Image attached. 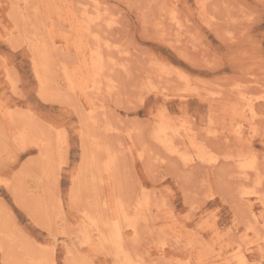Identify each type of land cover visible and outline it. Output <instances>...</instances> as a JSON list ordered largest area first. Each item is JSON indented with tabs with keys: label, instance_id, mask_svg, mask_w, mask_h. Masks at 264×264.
I'll return each instance as SVG.
<instances>
[{
	"label": "rangeland",
	"instance_id": "1",
	"mask_svg": "<svg viewBox=\"0 0 264 264\" xmlns=\"http://www.w3.org/2000/svg\"><path fill=\"white\" fill-rule=\"evenodd\" d=\"M64 2L68 5L72 3L71 12L78 18L85 5L93 10V5L98 3V8L102 11L106 9L108 21L92 28V31L99 34L100 43L89 36V45H100L114 62L125 63V68L111 63L113 70L110 71L109 78L114 82L117 80L114 96L109 97L101 91L95 101L98 106H106V123L102 125L106 127L105 125L109 123L119 127L114 134L103 132V126L99 131L101 137L105 136L104 140H111L108 143L119 146L118 149L121 148L125 155L117 171L119 175L116 173L119 179L116 185L125 197L124 201L132 206L131 208H134L140 217L137 239L135 243H129L132 255H141L151 264H176L175 257L163 260L159 256V249L167 244L171 246L177 234L181 236L182 243L169 248L173 252L171 255L180 256L179 259L183 261L190 256L193 259L207 258L208 252L226 251V247L234 246L240 240L251 211L258 215L261 220L259 229L264 231V207L251 208L249 204L239 202L237 189L239 181L232 177L234 168L225 164L227 157L224 156L236 154L238 147L233 140L228 143L222 139L209 140V145L211 144L221 159L216 170L201 165L186 168L178 160L168 157L153 141V133L157 126L156 118L163 109H166L168 115L174 119L190 120L188 121L190 123L192 121L191 124L198 131L200 130L202 137L205 129L209 127V120L212 119L215 124L211 129L216 130L221 138L229 133L233 123L234 111H231L229 105L227 107L219 102L210 104L197 96L187 99L177 96L164 98L158 93H146L145 89L146 76L152 72L151 61H162L158 63L159 66L164 67L165 63V68L170 72L188 75L195 87H206L212 92H219L221 96L219 100H229L237 86L248 87L252 90L253 98L261 104L260 109H263L264 0H225V3L218 0L215 7L209 10L213 11L212 13L202 6L199 0H74L73 2L64 0ZM57 4L62 6V0ZM50 7H42V2L38 0L35 6H31L28 16L34 19L37 15L42 18V22L46 17H55L52 21L55 29L67 25L69 21L58 18L64 16L65 9L52 10V6ZM171 10H174L185 23L184 29L188 31L187 36H183L185 41L180 49L162 41V38L174 39L177 34L173 25L166 21L169 16L167 12ZM11 17L14 16L7 1L0 0V128L3 130L0 131V218L5 220V214L8 213L7 219L10 220V225L8 224L6 229L22 239L23 244L29 245L33 242L34 245H31L38 250L42 247L52 249L55 264H67V256L75 257L77 264H82L79 260L81 257H85L92 264H114L115 261L108 249L87 250L81 233L82 214L80 211L70 209L69 206L71 187L82 165L81 154H84L82 147L85 140L79 135L80 124L85 122L87 116L86 110L79 107H83V102L72 97L64 98L62 102L43 99L40 94L41 82L34 69L33 54L26 47L23 48L24 34L14 28L16 25ZM107 23L111 24L106 25ZM189 38L194 41L195 46L192 42H187ZM59 45L61 46L62 43L60 42ZM71 48L66 49L62 45L59 51H51L53 60L75 65L78 56ZM157 62L152 64L157 65ZM56 79V84L61 87L62 79L59 75ZM156 80L158 79L154 77L153 81ZM163 82L168 84L167 80ZM13 84L17 87L16 91L12 88ZM176 85V82L171 83L172 87ZM1 111L19 115L21 121L28 118L27 120L34 124L37 131L47 132L46 134L55 141L58 136L65 141V144L58 148L53 144V152L56 153H53L52 164L59 170V179L54 184H50L51 189L46 190L48 181L43 177L41 167L43 156L40 150L31 142L24 146L15 142L17 127L9 126ZM258 127L253 125L246 127L245 136L249 141L247 150L250 147L255 148L257 154L264 155L263 137L255 136L264 131V125L261 123L256 133ZM54 132H57L56 135ZM126 147L130 148V151L128 150L130 154L126 151ZM141 148L147 149L149 154V156L146 154L143 160L138 159ZM154 154L164 157L161 160L162 164H159L161 161L156 160V155L152 156ZM29 160L33 161L32 165ZM24 168L27 174H31L28 176L26 174L27 177L22 178V185L16 186L20 195L16 197L7 185L19 176L20 170ZM36 176L39 180L35 178ZM234 181L237 183L235 184ZM255 183L253 180L251 187L264 191V177L261 186ZM144 191L150 194V202L149 205L145 203L146 206L142 208L138 203L142 201L139 195ZM46 192L51 193V196L57 194L62 200L64 216L58 219L59 222L56 221L58 210L57 213H53L50 204H42V208L36 204L37 199L43 200L48 196H45ZM33 194H36L35 200ZM85 202L86 196L84 198L83 195L79 203L81 205ZM24 205L28 211L37 208L40 209L37 213L41 214L42 210V215L38 218L40 223L42 218L47 219L44 215L52 214L55 235L46 228L40 227L28 211L23 209ZM0 240L4 239L0 237ZM17 251L19 253V250ZM3 256L0 249V264H3ZM253 257L260 259L255 253ZM19 259L15 258V261L22 262L25 258Z\"/></svg>",
	"mask_w": 264,
	"mask_h": 264
},
{
	"label": "bare ground",
	"instance_id": "2",
	"mask_svg": "<svg viewBox=\"0 0 264 264\" xmlns=\"http://www.w3.org/2000/svg\"><path fill=\"white\" fill-rule=\"evenodd\" d=\"M6 1L14 16L13 18L11 17V20L16 25L14 28L20 33L24 34L22 40V43L24 44L23 48L26 47L33 54L34 69L38 80L40 79L41 82L40 94L43 99L46 101L55 100L57 102H62L61 100H64V98H78L79 101L83 102V107H79L84 108L87 112L85 122L80 124L79 132L80 137L85 140L82 147L84 154H81L83 155L82 165L78 170L77 179L74 181V184L71 187L69 203L70 209L80 211L82 214L83 227L81 233L83 235V243L85 244L88 251H94V249L106 251L108 249L111 252L110 256L115 261L114 264H151L149 263L150 261H147L143 256L132 255L130 251L131 249L129 243H135L137 239L139 227L138 222L140 217L138 215L139 213H136V210L131 208L132 206L130 207L124 201L125 197L120 193L117 187L118 185H116L119 180L118 177H116V173L122 162L121 160L125 155H123L124 153L122 152L121 148L118 149L119 146L117 147L114 144L108 143L111 140H104L103 138H105V136L103 135L104 137H101L99 131L100 127L103 126L102 124L107 118V111L105 105L98 106L95 98H98L101 91H103V93L105 92V94L109 97L114 96L116 93L115 91L117 85H115V83L117 80L114 82V80L112 81L109 78L110 71L113 70L112 64L114 66L125 68V63L114 62L113 59L102 50L100 45H89V36H92L91 38H94L98 43H100L99 34L92 31V28L96 26L98 27L99 25L101 26V24L108 21V14L105 12L106 9H103L102 11V9L97 7L99 5L98 3L93 5V10L85 5L78 18L73 16V13L71 12L72 3L68 5L66 2H64V0H62L63 4L61 6L57 4L59 0H40L42 2V7L52 6V10L56 8L65 9L64 16H58V18L60 20L65 19L69 22L64 27L55 29V26L52 24V21L55 19V17L45 16L46 19H44L42 22V18L37 15L34 19L28 16V11L30 10L31 6H35L38 0ZM68 1L73 2L74 0ZM199 1L202 6L208 8V11L213 9L216 5V2H218V0ZM220 2L225 3V0H220ZM50 13H52L51 10ZM167 14H169V16L167 17L166 21L168 20L173 25V28L176 30L177 34L174 33L176 34L174 39H165L161 36L162 41H166L174 48L180 49L183 46L182 43L185 41L183 36L188 33V31L184 29L186 25L181 21L180 17L176 15L174 10L167 12ZM202 18H204V16ZM18 24L20 27H18ZM110 24L107 23L106 25ZM11 35H13V33H11ZM57 35L59 36L57 37ZM60 42L65 46L66 49H70L72 47L71 49L78 56L75 65L68 64L66 61L59 63L53 60V53L51 51H59L62 46L59 45ZM187 42L193 43L194 41L189 38ZM193 46H195L194 43ZM105 49L107 48L105 47ZM153 62L156 63L157 61L155 62L153 60ZM153 62L151 61L152 72L146 76V93H158V95L164 98L177 96L181 99H187L191 96H197L210 104L219 102L227 105V107L229 105L231 111H234V115L232 116L234 124L232 123L229 133L224 134L220 138L217 131L211 129V127L215 124L212 119L209 120V127L205 129L204 135L202 137L200 130L198 131V129L193 124H191L192 121L190 123L188 122L190 120L186 121L174 119L168 115L166 109H163L160 115L156 118L155 124H157V126L155 127L154 133L152 132L154 143L159 145L168 157L178 160L186 168H192L194 166L201 165L205 168L215 169L221 162V159L220 155L216 153L211 144L209 145V140L222 139L225 143L233 140L235 142V146L238 147L236 149V154L235 156H224V158L227 157V162L225 164L234 168L232 177L239 181V187L237 188L239 202L242 204H249L251 208L255 206L264 207L263 189L251 187L253 180L256 182V185L261 186L263 184L264 155L257 154L255 152V148L250 147L247 150L249 141L245 136L247 126L251 127L253 125L255 127H260L261 123L264 125V108L260 109L261 104L258 102V100L253 98L254 95L252 96V90L248 87L237 86L236 91L232 92L231 95L233 96L229 100H219L218 98L221 97L219 92H212L206 87H195V85L190 81L188 75L181 72H170V70L165 68V63L164 67H161V65L159 66L158 63L162 61L157 62L158 66L156 64H152ZM147 73L148 72H146V74ZM57 75H59L63 81V83H60L62 85L61 87L58 86V83L56 84ZM154 77L158 80L153 81ZM166 80L168 84L163 82ZM173 82L177 83L175 87L171 86V83ZM203 82L205 83L204 80ZM15 86L16 85L13 84L12 88L16 91L17 87ZM142 86L144 85H141V87ZM62 90L63 92H61ZM75 107H77V105ZM1 112L4 120L7 121L9 126L17 127V132H15L14 135L15 142L21 144V146L31 142L34 147L36 146L40 150L43 156L41 163L43 177L44 179L47 178L48 181L46 190H49V188L51 189L50 184H54L59 179V170H57L54 167V164H52L53 153L55 152H53V144L57 145L56 147L58 148L63 146L65 141L60 136H58L55 141L50 135L46 134L47 132H42V130L37 131L34 124L27 120L28 118L21 121L19 115H14L12 112L8 111ZM31 115L30 117H32ZM105 126L106 127L103 126L104 128L102 129V131H105V133L109 132L110 134H114L119 129L118 126H114L113 124L111 125L109 123ZM90 127L92 128L90 129ZM259 127L257 128L256 133L258 132ZM44 128L43 130H45ZM0 131L3 130L1 129ZM255 136L263 137L262 142L264 143V131L261 134L257 133ZM130 137H132L131 133ZM125 149L129 154L131 153L129 152L130 148L126 147ZM147 152L148 150L145 148L140 150L138 152V159L143 160L146 157ZM155 155L156 154L152 156L155 157ZM59 156H61V154ZM147 156H149V154H147ZM163 159V156H157L156 158V160L159 162ZM162 162L163 161H161L159 164H162ZM29 163L32 165L33 161L31 160ZM57 167L59 168V165ZM24 170L25 168L20 170L19 176L15 177V179L7 185L10 192L16 197L18 195L16 186H19V184L22 185V178H24V176L27 174V172ZM30 174L28 173L27 176ZM35 178L38 179L39 177L37 178L36 176ZM234 182L235 184L237 183V181ZM24 183L26 182L24 181ZM112 184L113 187L111 188ZM26 185H24V187ZM25 188L23 190H25ZM110 189L112 190L110 191ZM25 193L28 192L25 191ZM51 193H53V191H51ZM51 193L45 194V196L48 195L44 198L47 201L44 199H37L36 204L40 206L39 207L37 205L39 208H42V204H50V207L54 211L53 213L58 210L59 215H57L58 217L56 216V221L59 222L58 219H61L64 216L61 205L62 200L57 194L51 196ZM19 194H21L20 190ZM36 194V198H38V193ZM35 195L33 196L34 198L30 195L31 199L33 198L35 200ZM83 195L84 198L86 196V202L80 205V198ZM149 195L146 191L139 195L142 198L140 199L142 201L138 203L139 207L144 208V206H146L145 203L148 204L150 202ZM23 209L28 211L26 205L23 206ZM37 210L40 209L33 208L31 211H28V213L40 227L46 228L47 231L55 235L56 229L54 227V217L52 214L50 212L49 214L51 215L43 214L47 219H43L41 217L42 223H40L38 218L40 215H42V210L41 214L37 213ZM7 216L8 213L5 214V220L4 218H0V237L4 239L0 240V249L4 255L3 264H55L54 251L52 249L49 247H42L41 250H38L37 248L33 247V242L31 243L33 245H26L25 243L23 244L22 239L20 240L14 233L8 232L6 228L10 223V220L8 221ZM249 216L250 219H247L248 224H246L244 227V231L240 236V240H238L234 246L226 247V251L219 253L208 252L209 257L207 258L198 257L193 259L191 256H187L188 258L186 257L187 259L183 261L179 259L180 256L176 257L171 255L172 251L169 248L176 245L178 246L180 243H182L181 236L177 234L176 240L171 246L167 244L159 249V256L163 260H166L169 257H175L174 260H177L176 264H241V257L247 261L248 264H258V262L261 260V248L264 246V231L259 229L261 220L259 219L258 215L251 211L249 212ZM188 242L190 243V241ZM17 250H19V253ZM253 253L258 254L260 259H255L253 257ZM15 258L25 259L22 262H17L15 261ZM66 260L67 264H77V259H75V257L71 258V256H67ZM79 260L82 262V264H92L85 257H81Z\"/></svg>",
	"mask_w": 264,
	"mask_h": 264
},
{
	"label": "snow or ice",
	"instance_id": "3",
	"mask_svg": "<svg viewBox=\"0 0 264 264\" xmlns=\"http://www.w3.org/2000/svg\"><path fill=\"white\" fill-rule=\"evenodd\" d=\"M241 264H248V262L241 257ZM258 264H264V246L261 248V260L258 262Z\"/></svg>",
	"mask_w": 264,
	"mask_h": 264
}]
</instances>
